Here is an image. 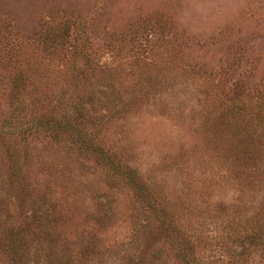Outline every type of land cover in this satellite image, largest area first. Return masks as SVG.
Returning a JSON list of instances; mask_svg holds the SVG:
<instances>
[{"label": "rangeland", "instance_id": "1", "mask_svg": "<svg viewBox=\"0 0 264 264\" xmlns=\"http://www.w3.org/2000/svg\"><path fill=\"white\" fill-rule=\"evenodd\" d=\"M0 264H264V0H0Z\"/></svg>", "mask_w": 264, "mask_h": 264}, {"label": "trees", "instance_id": "2", "mask_svg": "<svg viewBox=\"0 0 264 264\" xmlns=\"http://www.w3.org/2000/svg\"><path fill=\"white\" fill-rule=\"evenodd\" d=\"M126 175H129L128 173H126Z\"/></svg>", "mask_w": 264, "mask_h": 264}]
</instances>
